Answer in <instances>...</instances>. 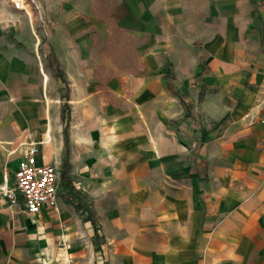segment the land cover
<instances>
[{
  "label": "crops",
  "instance_id": "crops-1",
  "mask_svg": "<svg viewBox=\"0 0 264 264\" xmlns=\"http://www.w3.org/2000/svg\"><path fill=\"white\" fill-rule=\"evenodd\" d=\"M94 1L73 0L71 48L49 50L67 120L45 41L0 21V264H264V0H106L138 41L122 75ZM29 144L60 173L56 208L35 215L1 192Z\"/></svg>",
  "mask_w": 264,
  "mask_h": 264
},
{
  "label": "rangeland",
  "instance_id": "rangeland-1",
  "mask_svg": "<svg viewBox=\"0 0 264 264\" xmlns=\"http://www.w3.org/2000/svg\"><path fill=\"white\" fill-rule=\"evenodd\" d=\"M17 1V2H16ZM17 3V4H16ZM252 4V0H245L246 7ZM73 0H0V21L9 23L8 14H18L17 22L25 25L31 24L36 37L39 41L44 40L42 45L43 55L48 54L50 49L58 54L64 53L67 49L71 48V44L67 41L66 31L64 26L60 24V19L65 15L71 14L70 9L73 7ZM103 7L95 0L93 6V13L103 19L107 18V14L103 12ZM78 16V14H76ZM7 20V21H6ZM30 27V26H29ZM110 30V24L108 26ZM122 37V39L120 38ZM127 36H123L116 33L108 34L105 37H99L96 35L100 48L106 49L107 53H110L108 61L114 63L113 65L121 66L122 70L115 68L114 73L122 75V73H133L136 64V57L134 55V45L137 46L138 41L130 39ZM127 39V41H125ZM134 44V45H133ZM47 59L45 58V63ZM118 106V105H116ZM63 102L61 101V110ZM70 108H67V115L70 113ZM178 121V120H177ZM180 121V119H179ZM176 121H169L168 125H176ZM65 155L61 158L60 167L62 168ZM83 219H91L87 213ZM99 231V229L97 230ZM101 236L98 233L96 243L101 242Z\"/></svg>",
  "mask_w": 264,
  "mask_h": 264
},
{
  "label": "built area",
  "instance_id": "built-area-1",
  "mask_svg": "<svg viewBox=\"0 0 264 264\" xmlns=\"http://www.w3.org/2000/svg\"><path fill=\"white\" fill-rule=\"evenodd\" d=\"M261 74L264 77V67ZM260 122L264 125V120ZM37 152L34 144L28 145L14 171L13 187L1 190L11 205H19L32 215L43 207L56 208L60 181V173L55 166L37 163Z\"/></svg>",
  "mask_w": 264,
  "mask_h": 264
},
{
  "label": "trees",
  "instance_id": "trees-1",
  "mask_svg": "<svg viewBox=\"0 0 264 264\" xmlns=\"http://www.w3.org/2000/svg\"><path fill=\"white\" fill-rule=\"evenodd\" d=\"M102 7H103V12L107 14V18L105 19L108 24H110V30L114 34H118V30L116 28L115 20L112 15V6L107 5L106 0H96ZM43 43V42H41ZM47 67L49 68L51 74L53 77L58 80L61 84V100H63V107L61 111V119L62 120H67L68 115H67V108H68V95H69V85L68 82L65 78V74L63 71V68L61 66V63L59 59L55 56V54L50 51L47 56ZM138 70L134 69L133 73H136ZM227 118L223 119L220 124L224 123ZM66 129H67V123L65 124V129H64V137H65V160L62 165V172H61V179L63 185L67 188L70 189V181L68 178V137L66 134ZM79 205H77L78 207ZM95 239H97V233L95 229L94 233Z\"/></svg>",
  "mask_w": 264,
  "mask_h": 264
},
{
  "label": "bare ground",
  "instance_id": "bare-ground-1",
  "mask_svg": "<svg viewBox=\"0 0 264 264\" xmlns=\"http://www.w3.org/2000/svg\"><path fill=\"white\" fill-rule=\"evenodd\" d=\"M17 2V1H16ZM17 4V3H16ZM49 137V136H48Z\"/></svg>",
  "mask_w": 264,
  "mask_h": 264
}]
</instances>
